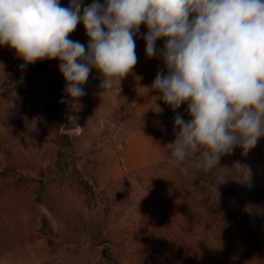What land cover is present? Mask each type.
Instances as JSON below:
<instances>
[{"label":"rangeland","instance_id":"rangeland-1","mask_svg":"<svg viewBox=\"0 0 264 264\" xmlns=\"http://www.w3.org/2000/svg\"><path fill=\"white\" fill-rule=\"evenodd\" d=\"M69 39L87 48L82 23ZM165 42L111 90L92 68L76 101L59 59L0 46V264H264V137L208 172L174 166L191 116L151 89Z\"/></svg>","mask_w":264,"mask_h":264},{"label":"clouds","instance_id":"clouds-1","mask_svg":"<svg viewBox=\"0 0 264 264\" xmlns=\"http://www.w3.org/2000/svg\"><path fill=\"white\" fill-rule=\"evenodd\" d=\"M0 0V46L25 64L59 59L66 93L78 100L95 68L101 89L119 86L137 64L134 36L148 28L146 55L159 50L167 75L158 72L151 89L173 110L188 103L191 116L175 117L179 129L169 144L174 166L189 155L208 172L221 155L240 146L245 153L264 137V0ZM82 23L87 48L69 35ZM24 67V65H21ZM186 172V168H181Z\"/></svg>","mask_w":264,"mask_h":264},{"label":"crops","instance_id":"crops-1","mask_svg":"<svg viewBox=\"0 0 264 264\" xmlns=\"http://www.w3.org/2000/svg\"><path fill=\"white\" fill-rule=\"evenodd\" d=\"M93 2H94V0H80L81 11H83L84 7H87V6L91 5ZM98 2L103 4V3H105V0H98ZM147 32H148L147 26L144 25V24H141L140 28H139V32L136 34V36H137V41H136V50H137V52L141 53V51H142V53L144 54L145 51L143 49L145 47V40H144L143 37L146 36ZM156 44H157L156 45L157 48H159L158 40L156 41ZM141 46L143 47V49H142ZM140 61H141V59H140Z\"/></svg>","mask_w":264,"mask_h":264}]
</instances>
